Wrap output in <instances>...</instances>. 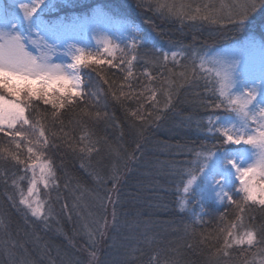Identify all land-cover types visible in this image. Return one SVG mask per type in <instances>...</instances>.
I'll return each mask as SVG.
<instances>
[{
	"label": "snow or ice",
	"instance_id": "1",
	"mask_svg": "<svg viewBox=\"0 0 264 264\" xmlns=\"http://www.w3.org/2000/svg\"><path fill=\"white\" fill-rule=\"evenodd\" d=\"M14 7L23 23L12 5H0V184L5 202L23 216L25 224L45 231L60 225V213H67L69 221L72 213L80 216L77 209L83 197L76 192L83 185L67 170V156L79 162L98 189L93 199L99 212L89 213L91 220L83 224L86 247H82L88 259L61 258V264H110L100 260V245L109 230L140 228L134 220L121 223L119 218L120 161L131 171L129 164L138 163L144 154L143 132L174 110L185 90L191 97L185 103L207 113L193 121L196 131L213 143L189 150L195 157L194 168L177 169L173 162L170 169L169 174L178 170L182 177L177 210L191 213L184 236L175 247L172 242L161 247L164 242L156 234L142 229L139 236L125 237L133 242L119 264H195L184 258L182 249L201 256L200 264H264V61L257 74L242 48L214 55L182 43L169 50L149 48L140 30L130 24L121 25L129 36L120 43L94 31L93 49L81 41L68 43L75 39L80 18L44 19V12L56 8L55 0H31ZM137 7L181 25L227 20L236 31L251 14L264 9V0H221L219 5L212 0H138ZM145 22L152 24L150 17ZM58 53L71 62H54ZM108 97L125 114L135 145L131 151L123 147L121 152L97 136L96 125L114 119L107 111ZM114 126L121 128L122 140L123 125ZM102 141L116 158L106 167L93 162L105 150ZM205 201H215L224 209L214 224L200 212H191V204L198 203L203 210ZM6 215L0 212V228L5 231ZM56 231L76 247L77 228L71 236L62 226ZM8 237L0 244L4 254L12 257L11 249H23L24 243L12 240L10 233ZM40 240L33 233L38 248ZM114 246L115 242L108 245ZM46 248L41 252L50 257ZM19 264L34 262L21 258ZM50 264H55L51 257Z\"/></svg>",
	"mask_w": 264,
	"mask_h": 264
},
{
	"label": "trees",
	"instance_id": "2",
	"mask_svg": "<svg viewBox=\"0 0 264 264\" xmlns=\"http://www.w3.org/2000/svg\"><path fill=\"white\" fill-rule=\"evenodd\" d=\"M212 2L219 5L221 0H212ZM223 2L230 3L234 0H223ZM55 3L54 13L46 15L47 19L63 17L80 18L82 21L91 16H97L113 25H134L140 30L149 48L155 49L169 50L174 44L182 43L202 49L208 55L223 48V45L237 31L232 30L227 20L217 24L197 22L195 26H189L190 22H186L185 25H181L177 20L162 19L159 15L137 7L138 0H55ZM108 17L112 18L111 21L107 19ZM147 17L151 18L152 24L145 22ZM243 29L245 33L235 38L234 43L260 39V35L264 33V9H258L251 14ZM104 87L106 89V86ZM189 91L185 90L180 94L174 110L168 111L162 119L155 121L143 132V139L140 142L144 146V154L138 163L129 164L131 171L128 167H123V161H120L123 175L119 189L122 203L117 206L119 218L121 223L125 220H134L140 228L134 229L133 232H129L126 226L118 230H109L106 240L100 245L101 261L108 260L110 264H119L120 258L125 254L126 246L133 242L125 237L133 234L139 236L140 231L145 228L150 234H156L157 238L164 242L161 247L168 242H172V246L175 247L181 242L180 238L184 236V224L189 221L191 213H180L177 210V200L183 195L182 192L177 191L178 186H182V177L178 170L169 174L170 169L173 162H177V169L194 168L192 161L195 157L189 150L199 151L202 147H211L213 143L210 139L205 140L203 135L196 131L193 121L206 116L207 113L185 103L186 99L191 98L187 95ZM129 107H135V105L130 104ZM107 111L113 115L114 119L96 125L97 136L102 137L113 148H120L121 152H123V147L131 151L135 145L132 143L133 136L129 132L125 114L111 102L110 97H108ZM189 116L191 120L187 118ZM114 123L123 125L125 135L122 140L120 139L121 128L115 127ZM177 145L181 148L178 149ZM101 146L105 147V150L99 156H94L93 162L100 161L99 166L106 167L116 158L108 154L103 141ZM56 160L59 164L60 157L57 156ZM64 160L67 170L80 177L83 185V190L76 192L77 196L82 195L83 197L81 207L77 209L80 216L72 213V220L69 221L68 214L60 213V208L57 206L56 211L60 213L58 217L60 225L54 224L48 231L41 229L38 225L30 226L25 224L22 215L17 214L7 205L3 195L5 188L0 184V212H7V215L3 217L7 229L5 231L0 228V241L9 239L8 233H10L12 240L24 243L23 249H11V245H8L14 253L12 257L4 254L3 245L0 244V264H11V261L19 264L21 258L31 260L34 264H50V257L55 260V264H61V258L69 257L87 261V253L82 247H86L83 224L91 220L89 213L99 212L93 199L98 189L80 169L78 161L70 156L65 157ZM187 178L186 175L183 177V179ZM108 186L111 187L110 184ZM99 191L103 194L102 189ZM210 202H204L203 210L198 203H193L190 207L192 213L200 212L205 220L214 224L219 212L224 209L221 206H213ZM68 203L71 204V201ZM108 218L111 220V206L108 208ZM31 219L29 217L30 222ZM61 226L68 236L72 235L73 228L78 229L80 234L75 237V248L69 246L64 235L57 233L56 228ZM33 233L41 237L40 248L32 242ZM113 242L115 246L108 247ZM45 245H47L46 252L50 253V257L41 252V248ZM182 251L185 259L200 264L201 256L194 255L188 249H182Z\"/></svg>",
	"mask_w": 264,
	"mask_h": 264
},
{
	"label": "rangeland",
	"instance_id": "3",
	"mask_svg": "<svg viewBox=\"0 0 264 264\" xmlns=\"http://www.w3.org/2000/svg\"><path fill=\"white\" fill-rule=\"evenodd\" d=\"M21 2L31 3V0H0V5H3L5 7L12 5L13 10L16 12V14L18 16H21V22H22V14L19 13V10L14 7L15 4ZM50 13H54V10L44 12L43 13L44 19L47 20L46 15ZM94 31L96 35H101V34L109 35L113 39H115L118 43L127 39L129 36L127 32H124L122 30L121 25H113L110 24V22H106L104 19L100 17L91 16V18L89 19L82 20V23L78 25L76 29L75 39L68 41V43H75L77 41H81L82 43L94 49L96 47L95 40L92 39L94 35ZM235 33L236 34H233V36L230 37V39H228V42L223 45V48H221L219 51L211 52L208 55L224 53L231 48H242L244 59L249 63L250 66H252L255 69L256 73L259 74L261 62L264 61V48L261 47L262 42H264V35H263L264 33L260 35V39L257 38V40L255 39L247 40L243 43H237V44L233 42L234 39L242 36V34L245 33V30L243 28L238 29ZM62 52L63 49H60V53ZM60 53H58L57 56L53 57L54 62L56 63L71 62L69 57L63 56ZM210 203L213 204V206H217V207L220 206L215 201H211Z\"/></svg>",
	"mask_w": 264,
	"mask_h": 264
}]
</instances>
